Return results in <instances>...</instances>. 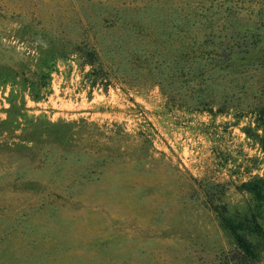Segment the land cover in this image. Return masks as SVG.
<instances>
[{"label": "rangeland", "instance_id": "374dc122", "mask_svg": "<svg viewBox=\"0 0 264 264\" xmlns=\"http://www.w3.org/2000/svg\"><path fill=\"white\" fill-rule=\"evenodd\" d=\"M223 218L264 264V0H0V264H241Z\"/></svg>", "mask_w": 264, "mask_h": 264}, {"label": "trees", "instance_id": "16d2710c", "mask_svg": "<svg viewBox=\"0 0 264 264\" xmlns=\"http://www.w3.org/2000/svg\"><path fill=\"white\" fill-rule=\"evenodd\" d=\"M246 185H252L251 183ZM248 187V186H247ZM249 189H253L249 186ZM223 225L234 239L236 249L241 257V264L256 263L259 261V252L256 245L240 232V225L231 219L223 218Z\"/></svg>", "mask_w": 264, "mask_h": 264}]
</instances>
